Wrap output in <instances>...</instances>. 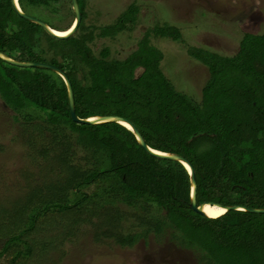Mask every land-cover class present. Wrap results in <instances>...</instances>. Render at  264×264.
<instances>
[{"label": "trees", "instance_id": "obj_1", "mask_svg": "<svg viewBox=\"0 0 264 264\" xmlns=\"http://www.w3.org/2000/svg\"><path fill=\"white\" fill-rule=\"evenodd\" d=\"M77 1L81 12L78 31L68 40L60 41L17 16L10 0H0V51L17 61L48 63L65 72L72 84L79 118L112 115L125 118L140 131L149 148L184 157L195 170L197 204L216 202L264 208V35L245 34L239 51L233 56L211 55L207 51L194 56L208 68L211 76L202 89L200 100L195 101L177 92L165 78L158 67L159 54L149 50L152 47L146 40L148 35L139 41L135 54L125 61L109 59L108 48L95 56L88 44L96 38L113 39L115 35L104 33L102 27L87 25L86 1ZM25 2L49 6L59 0H18L26 13ZM71 14L73 21V12ZM11 15L28 26L23 23L20 28L7 24L6 18ZM120 20L121 27L125 28L128 23L134 26L137 13L135 18L124 14ZM118 24L113 26L111 33L117 32ZM49 27L59 31L69 28ZM97 29L100 35L95 33ZM39 32L50 42L61 43L72 50L63 51L61 59L55 56L45 59L42 56L46 50H38L32 44ZM158 36L173 41L181 37L177 28L158 32L155 37ZM137 69H142L139 76L135 75ZM19 70L0 60V99L15 111L24 108L20 103L35 106L38 114L23 113L24 118H34L54 131L51 138L44 141L47 163L43 169L49 170L52 166L49 174L57 183H66L61 189L62 195L66 194L65 197L54 195L44 205L29 207L30 203L27 204L26 213L33 217L32 220L18 235L4 241L0 257L16 243H22L24 251H18L13 259L30 253L32 248L21 236L34 231L37 220L47 212L53 213V219H56L54 213L79 216L89 203V194L84 189L96 186L105 204L97 210L95 207L88 219L98 221L100 218L106 222L108 219L117 223L116 220L125 217V212H120L118 207L112 210L115 204L133 208V211L135 208L141 210L133 216L128 237L124 241L121 240L124 236L117 239L122 245L145 240L150 233L156 238L162 237L166 230H170V237L179 243L174 234L180 231L210 245L209 248L204 244L190 248L200 252L203 264L208 262L202 250L210 253L218 264H264V214L230 211L217 218L196 214L189 208L190 177L182 164L148 155L133 133L120 124L89 126L73 122L66 87L58 75L37 69L38 73L32 74L34 79L26 80L22 74L19 76ZM67 132L75 136V143ZM42 144L38 141L35 146ZM77 145L89 153L82 163L74 159L78 156ZM52 153L55 154L53 158ZM57 153L65 155L60 164L53 161ZM37 173L40 177L45 174L42 169ZM30 177H33L32 172ZM24 195L17 196V202ZM103 207L108 208L109 216L98 215ZM148 207L154 210L161 227L166 229L164 232L145 222L152 220L151 214L145 213ZM17 208L22 209L19 205ZM72 219L71 224L65 222L64 231L60 230L54 242L71 234L68 224L79 226V222L75 225L74 217ZM88 221L85 218L80 224L90 223ZM109 222L107 227L112 228ZM54 242L41 244L42 250L47 251L49 245L57 248Z\"/></svg>", "mask_w": 264, "mask_h": 264}, {"label": "rangeland", "instance_id": "obj_2", "mask_svg": "<svg viewBox=\"0 0 264 264\" xmlns=\"http://www.w3.org/2000/svg\"><path fill=\"white\" fill-rule=\"evenodd\" d=\"M85 1L87 12L85 23L102 27L104 33L115 35L113 39L96 38L93 43L88 44L95 56H99L103 48H108L109 59L125 61L135 54L139 48V41L148 35L146 40L152 47L149 50L152 49L155 54H159L161 60L158 67L165 78L177 92L195 101L200 100L202 89L211 76L208 68L194 56L205 53L204 51L211 55L233 56L239 51L240 42L245 34L264 35V0ZM25 11L26 14L53 27L60 26L65 29L73 23L72 9L68 0H59L55 4L51 2L49 6H33L25 2ZM133 12L135 13L132 15ZM136 13L137 20L134 26L128 23L124 28L118 24L122 21L120 19L124 14L135 18ZM12 16L14 15L7 16L6 23L22 28L25 22L22 23ZM116 23L118 24L117 32L111 33ZM25 26L28 25L25 24ZM176 28L180 32L179 40L155 37L158 32L176 30ZM42 33L39 32V36L33 38L32 44L38 50L40 48L46 50V54L41 55L45 59L51 60L53 56L55 59L56 57L61 59L63 51L72 50L69 46H61V43L50 42L51 40L45 38ZM95 33L100 35V29H97ZM50 44L53 45V50ZM196 51L199 52L196 53ZM20 70L19 76L22 74L26 80L34 79L32 74L38 73L35 71L36 68H20ZM141 73L142 69L135 71L136 76ZM20 107L24 108L15 111L5 106L0 99V251L6 239L18 235L26 228L27 222L32 220L33 217L26 213L27 204L30 203L29 207L33 204L44 205L54 195L61 194V197H65L66 194L65 192L62 195L61 191L66 183H57L49 174L52 166L49 170L43 169L47 163L45 151L47 145L44 141L50 139L54 131L49 129L48 125L44 127L34 118H24L23 113L31 116L34 113L38 114L39 110L35 106L20 103ZM106 107L109 108L108 105ZM67 133L75 143V136ZM38 141L40 144L42 141V146H35ZM77 147L78 156L74 159L75 162L82 163V159L89 153L81 146L77 145ZM54 156L55 154L52 153L51 157ZM64 156L57 153L53 161L60 164ZM48 164L50 165V162ZM41 169L45 173L42 177L37 173ZM30 172L33 177H30ZM55 172L59 174V170ZM24 186H26L25 189ZM84 191L89 194V203L86 209H81L79 216L73 213L66 214L67 212L58 215L54 213L56 219H53V213H45L43 218L37 220L34 231L26 232L21 236V239L30 245L32 251L13 259L18 251H24L23 244L16 243L0 257V264H203L200 252L190 248L203 244L209 248L210 245L191 237L188 233L176 231L174 235L177 241L189 248L181 247L170 237V230L161 227L154 210H149L151 206L146 208L145 213L149 212L152 220L147 219L148 222H145L153 229L161 228L162 232L166 230L162 237L156 238L150 233L145 240H138L131 245H122L117 239L122 236L124 239L121 240L126 239L129 235V226L134 222L133 216L141 210L135 208L133 211V208L115 204L112 210L118 207L120 212H125V217L116 220L117 223H111V220L106 219L112 225V228L107 227L104 219L101 221L99 218L100 223L97 219H88V215L95 211V207L97 210L105 204L102 202V194L100 195L96 186L85 188ZM20 194H23L24 198L17 202V196ZM18 205L22 207L21 211L17 208ZM107 212H109L108 208L103 207L98 211V215L103 213L109 216ZM72 217H74L75 225L79 222V226L70 225ZM138 217L142 218L140 215ZM85 218L90 223L81 225V221ZM67 221L70 223L67 225V230L71 234L61 239L60 243L54 242L56 237L60 236V230L64 231V224ZM56 226L58 229L55 228ZM137 230L135 227V231ZM50 241H53L57 248L52 249L49 245L47 251L42 250L41 244H47ZM202 251L208 264H218L210 253Z\"/></svg>", "mask_w": 264, "mask_h": 264}, {"label": "water", "instance_id": "obj_3", "mask_svg": "<svg viewBox=\"0 0 264 264\" xmlns=\"http://www.w3.org/2000/svg\"><path fill=\"white\" fill-rule=\"evenodd\" d=\"M17 1V2H16ZM10 4L11 7L14 11V13L19 16L20 18H22L25 21H28L30 23H33L37 26H39L47 35H49L50 37L56 39V40H68L69 38H71L72 36H74L77 31H78V27L79 24L81 22V12H80V8L78 5V1L77 0H70V5H71V9L74 15V21H75V25L71 28V30H69L68 34H66L65 36H57L56 34H54V32L52 31V29L49 27V25L39 19H36L28 14H26L25 12H23L18 4V0H10ZM0 60L6 64L15 66V67H20V68H36V69H41V70H48L51 71L55 74H57L64 82L65 87H66V91H67V99H68V106H69V113H70V117L72 119L73 122L77 123V124H82V125H89V126H94V125H101V124H107V123H117L120 124L121 126H123L122 122L127 123L130 126V130L138 145L150 156H153L157 159H161V160H171V161H176L179 162L180 164H182L183 166H187L189 168V177H190V202H189V208L195 212L196 214H199L200 216L206 217L205 213L203 212V206L206 204H209L211 206H218L221 208H225L226 212H230V211H243V212H247V213H252V214H264V208L262 209H256V208H249V207H245V206H241V205H222L216 202H203L200 204H197V184H196V179H195V170L193 168V166L182 156L177 155V154H169V153H163V152H159L156 150H153L151 148H149L144 140V138L142 137L140 131L134 126V124H132V122H130L129 120L119 117V116H94V117H90V118H79L76 114V109H75V100H74V92H73V88H72V84L69 80V78L67 77L66 73L63 72L62 70H60L58 67L48 64V63H42V62H21V61H17L15 59H12L10 57H8L7 55H5L4 53H2L0 51ZM125 127V126H123ZM126 128V127H125Z\"/></svg>", "mask_w": 264, "mask_h": 264}, {"label": "bare ground", "instance_id": "obj_4", "mask_svg": "<svg viewBox=\"0 0 264 264\" xmlns=\"http://www.w3.org/2000/svg\"><path fill=\"white\" fill-rule=\"evenodd\" d=\"M17 2V1H16ZM75 25V21L73 19V23L69 26L68 29L63 30V31H59V30H53L54 34H56L57 36H65L66 34H68L69 30H71V28ZM123 126H125L126 128L130 129V126L125 123L122 122ZM184 167L187 169V171L189 172V168L187 166L184 165ZM203 212L205 213L206 217L209 218H217L218 216L224 214L226 212L225 208H221L218 206H211L209 204H206L203 206Z\"/></svg>", "mask_w": 264, "mask_h": 264}, {"label": "clouds", "instance_id": "obj_5", "mask_svg": "<svg viewBox=\"0 0 264 264\" xmlns=\"http://www.w3.org/2000/svg\"><path fill=\"white\" fill-rule=\"evenodd\" d=\"M184 167V166H183ZM187 171V170H186ZM188 172V171H187ZM243 212V211H242Z\"/></svg>", "mask_w": 264, "mask_h": 264}]
</instances>
